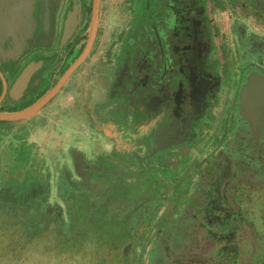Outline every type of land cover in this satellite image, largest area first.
I'll return each instance as SVG.
<instances>
[{
	"label": "flooded vegetation",
	"instance_id": "1",
	"mask_svg": "<svg viewBox=\"0 0 264 264\" xmlns=\"http://www.w3.org/2000/svg\"><path fill=\"white\" fill-rule=\"evenodd\" d=\"M223 1L98 0L87 55L29 119L79 112L85 121L89 151L68 147L54 172L59 204L48 202L45 173L20 199L32 200L39 219L55 211L57 234L90 229L69 244L84 264H138L143 257L147 264L182 258L237 264L255 240L261 248L255 255H263L264 235L255 232L264 233V108L247 110L241 91L249 76L264 75V35L244 24L252 20L264 29V0H225L237 14L230 15L229 39L214 19ZM93 2L33 0L30 37H22L17 57L0 58L1 113L31 106L78 59L90 36ZM68 16L71 33L60 46ZM20 41L8 36L0 51L13 52ZM37 61L42 66L22 94L9 98L22 69ZM122 127L136 129L134 152H142L137 179L128 185L116 177L123 165L113 162L126 152L115 151L114 136L98 131L114 135ZM137 197L141 207L134 205ZM64 223L67 230H59ZM110 225L115 228L103 231ZM185 240L195 246L181 251Z\"/></svg>",
	"mask_w": 264,
	"mask_h": 264
},
{
	"label": "rangeland",
	"instance_id": "2",
	"mask_svg": "<svg viewBox=\"0 0 264 264\" xmlns=\"http://www.w3.org/2000/svg\"><path fill=\"white\" fill-rule=\"evenodd\" d=\"M25 1L23 4L29 6V15L27 16H30L32 20L33 1ZM223 5V10L214 12V19L216 24L224 31L226 37L229 39L230 15L234 17L237 16V14L233 12L232 8L225 0L223 1ZM236 12H239L238 9H236ZM19 16L22 18L24 17L22 13L19 14ZM12 17L9 19H12ZM244 24H246L249 30L258 35H264V29L258 24L256 25L253 23L252 20L244 21ZM9 26L10 23H8L7 27ZM227 44L229 45V40L227 41ZM261 60L264 61V58L261 57ZM65 99L66 97L63 98V100ZM79 115H81L79 112H41V116H44L42 119L43 121H39L40 117L36 116L32 120L20 123H9L6 125L0 124V220L9 221L19 225L22 224L21 226H23L30 234L35 233L37 228L42 231L49 227H53L52 220L55 217V211L51 210L50 213L46 212L44 217L39 219V217H37L38 213L36 206H31V204H33L31 199L27 200L29 201L27 203L23 202L21 203L22 205L20 204V199L25 196L28 189L27 184L29 186L32 181L37 182L39 179H43V175H41L39 170L40 166L38 162H32L30 164V161H32L30 160V149L32 148V154H36V158L41 160V170L47 175V181L50 185L48 202H57L59 204L56 198H54V172L56 169L63 166L60 165V163L66 158L67 148L78 147L86 152H88L90 148L87 143L88 130H85V127L83 126L85 121ZM28 144L31 147L27 146ZM57 157L59 158V163L56 161ZM64 162L65 161H63V163ZM33 163L34 165H32ZM14 178L19 179L18 183H12V179ZM248 195L252 196V198L255 196L250 193ZM239 198L241 200L242 198H245V196L238 197V199ZM61 211H63V207L61 208ZM78 211L79 210L77 209H75V211L72 209L75 216H77ZM61 214H63V212ZM33 217L35 218L32 219ZM114 228L115 226L110 225L107 228H103V231L112 230ZM59 230H67L65 228V223L59 227ZM83 230L84 232H88L90 229L84 228ZM241 232H243V230ZM244 233L245 232L242 234V238L245 239L246 237V240L243 239V242L248 241L246 236L248 233ZM255 234L258 236L264 235V233L261 234L260 230H256ZM190 241L187 243L188 241L185 240V242L183 241L181 243V251H186V248L195 246L191 244L192 240ZM253 242L254 247L252 249L246 244L247 246L243 249L244 253L239 257L237 264H259V259L262 261L261 264H264V253L263 255H255V253L260 252V242L259 240ZM184 243L186 244L184 245ZM66 247L68 246L65 245L64 248ZM138 248L140 249V247ZM171 249L174 250V247L171 246ZM72 250L73 249H68V251ZM177 250L176 253L178 252ZM59 252H65V250L59 248ZM74 253L77 254H67L69 262L71 263L64 262L61 264H84V260L81 258L82 256H80V253L77 251ZM174 256H176V254ZM3 257H5V254L0 248V262ZM65 260H67V258H65ZM216 261L217 260L214 262L204 261L202 264H216ZM138 264H147V259L143 257ZM166 264H189V261L182 258L175 263L167 261ZM197 264H201V262Z\"/></svg>",
	"mask_w": 264,
	"mask_h": 264
},
{
	"label": "water",
	"instance_id": "3",
	"mask_svg": "<svg viewBox=\"0 0 264 264\" xmlns=\"http://www.w3.org/2000/svg\"><path fill=\"white\" fill-rule=\"evenodd\" d=\"M25 0H0V3H3L5 5V10L2 14H0V44L3 40H5L8 36L12 37L15 41L16 38L19 37L21 40L18 43V47L13 52H6V51H0V58L1 59H10L17 57L21 52V46L23 45L22 37L24 39L30 37L31 31H32V25H31V18L29 15L28 5H24ZM33 1V0H32ZM26 2V1H25ZM97 2L98 0H94L93 2V12H92V18H91V31L89 39L86 43V46L82 52V54L78 57L76 61H74L61 75V77L58 79L56 84L47 92L45 93L40 99L35 101L31 106L28 108L18 111V112H7V113H1L0 112V122H6V123H19L27 121L31 118H33L35 115L39 113V110L55 95L58 93L62 85L65 83V81L68 79V77L71 75V73L76 69V67L83 61L85 56L87 55V52L91 46L95 27H96V14H97ZM23 14L24 17H20L19 14ZM4 15V16H3ZM2 16V17H1ZM13 16V17H12ZM12 19H9L11 18ZM72 19L68 16L65 24L63 33L60 39V46L64 44L66 39L69 37L71 33L72 28ZM8 23H10V26H8ZM42 66V61L37 62H30L28 63L22 71L17 76L16 80L14 81L12 87L9 91V98H14L22 94L24 91L31 75L38 70ZM256 76H264V75H258L254 74ZM1 77V74H0ZM2 79V77H1ZM248 83L252 81V79L247 80ZM253 82V81H252ZM253 86V85H252ZM135 156V155H134ZM243 194H237L236 197H242Z\"/></svg>",
	"mask_w": 264,
	"mask_h": 264
},
{
	"label": "trees",
	"instance_id": "4",
	"mask_svg": "<svg viewBox=\"0 0 264 264\" xmlns=\"http://www.w3.org/2000/svg\"><path fill=\"white\" fill-rule=\"evenodd\" d=\"M218 4L220 3L218 2ZM261 21L264 22V12ZM0 124L6 125L9 123L0 122ZM30 160H32L30 164L38 162L40 173L43 175L42 162L39 158H36V154H32V148L30 149ZM18 181V178L12 179V183H18ZM40 181V179L37 182L32 181L29 186L27 184V188L29 189L30 186L36 185ZM0 230V248L5 254L0 264H61L69 262L67 254H77L74 253L76 249L69 244L73 240L81 239L83 234L81 231H84L83 229L72 228L70 232L74 235L66 237L62 233H55V228L49 227L42 231L37 228L35 233L30 234L23 226L5 220H0ZM77 232H81V237ZM65 245L68 247L64 248ZM59 248L64 249L65 252H59ZM68 249L73 250L68 251ZM78 253H80V256L83 255L81 252Z\"/></svg>",
	"mask_w": 264,
	"mask_h": 264
},
{
	"label": "crops",
	"instance_id": "5",
	"mask_svg": "<svg viewBox=\"0 0 264 264\" xmlns=\"http://www.w3.org/2000/svg\"><path fill=\"white\" fill-rule=\"evenodd\" d=\"M252 79L250 83H248L244 87V89L241 91V94L243 95L246 103L247 110L255 111L256 105L261 106V108H264V76H256L251 75L249 76L248 80ZM253 85V86H252ZM258 103V104H257ZM20 123V122H19ZM100 131L103 136L112 138L114 142V150L118 152H126L125 156L126 158H117L113 160L114 164L116 165H123V170L116 173V177L122 178L123 181H126L127 185L130 181H134L137 179V167L135 164L137 163V160L139 159V155H142V152L137 149L135 152V141L138 140L139 135L137 134L136 129L133 131H130L128 128H121L120 130H117V132H114V135L111 134V129H104L102 128ZM146 140V138L144 139ZM103 149L106 151L109 149V146L102 145ZM132 153V154H130ZM140 153V154H139ZM128 154V155H127ZM135 155V156H134ZM129 197L132 196H128ZM140 197V196H139ZM138 198L137 201H132L135 203L134 205L136 207H141L142 203L141 200ZM136 198V197H133ZM132 202V203H133Z\"/></svg>",
	"mask_w": 264,
	"mask_h": 264
}]
</instances>
